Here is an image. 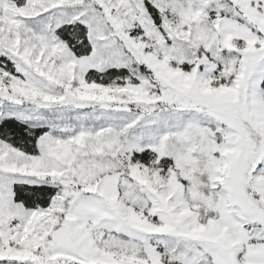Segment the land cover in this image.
Returning a JSON list of instances; mask_svg holds the SVG:
<instances>
[{
	"label": "snow or ice",
	"instance_id": "obj_1",
	"mask_svg": "<svg viewBox=\"0 0 264 264\" xmlns=\"http://www.w3.org/2000/svg\"><path fill=\"white\" fill-rule=\"evenodd\" d=\"M0 264H264V0H0Z\"/></svg>",
	"mask_w": 264,
	"mask_h": 264
}]
</instances>
